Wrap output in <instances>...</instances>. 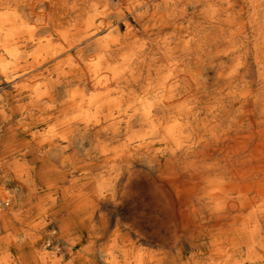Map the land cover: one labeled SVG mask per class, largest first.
Listing matches in <instances>:
<instances>
[{"label": "bare ground", "instance_id": "obj_1", "mask_svg": "<svg viewBox=\"0 0 264 264\" xmlns=\"http://www.w3.org/2000/svg\"><path fill=\"white\" fill-rule=\"evenodd\" d=\"M202 1L0 0V264H260L264 198L182 259L112 223L135 177L163 202L172 244L196 173L231 210L264 196V12L214 0L198 25ZM25 89L38 140L13 117Z\"/></svg>", "mask_w": 264, "mask_h": 264}, {"label": "rangeland", "instance_id": "obj_2", "mask_svg": "<svg viewBox=\"0 0 264 264\" xmlns=\"http://www.w3.org/2000/svg\"><path fill=\"white\" fill-rule=\"evenodd\" d=\"M30 61V59H29ZM37 82L32 86L34 88V92L36 91L35 87ZM7 89L6 86L0 88V92ZM28 90H23L12 97V99L16 100L18 104L16 111L14 112V119L18 120L19 125V136L21 140H25L29 137H32L34 140L40 139L42 133L45 128H42L38 125L36 116L38 115L37 107L34 108L31 106H24L23 104L27 102L26 95ZM6 108V106H4ZM27 137H26V136ZM264 153V149L262 150ZM138 166H134V169ZM261 177V174L258 175V178ZM142 177H135L128 189V192L123 196H119V204L115 207H110V213L112 214V223L114 222L115 217H119L124 224L130 225L133 229H138L140 233L146 238H150V240L154 243L156 242H165L162 241V235L168 233V218L166 215V209L164 207L163 202L157 195V193L149 186L147 181H141ZM138 182V183H137ZM134 191V192H133ZM249 196L253 198L254 203L250 204L248 207L244 209H237L235 214L245 215L253 210L257 205H259L261 200L264 198L263 195H257V191L251 190L248 192ZM196 197V196H194ZM194 199V198H193ZM192 199V203L195 201ZM194 201V202H193ZM195 204V203H194ZM192 206V205H191ZM239 208V207H238ZM68 212L67 210L63 211V213ZM234 214V215H235ZM138 218H137V217ZM56 226V225H55ZM54 228L58 233L57 226ZM213 237H215V233H213ZM158 236V237H157ZM57 239V235L55 236ZM59 240V239H58ZM55 244H58L54 239ZM171 243L172 241H166ZM55 244H50L48 247H52ZM59 245V244H58ZM61 247V245H60ZM224 254H229V249H224ZM222 252V253H223ZM77 253H73L76 255ZM216 258L221 256L214 252ZM215 260V258L213 257ZM260 264H264V257L261 258Z\"/></svg>", "mask_w": 264, "mask_h": 264}, {"label": "crops", "instance_id": "obj_3", "mask_svg": "<svg viewBox=\"0 0 264 264\" xmlns=\"http://www.w3.org/2000/svg\"><path fill=\"white\" fill-rule=\"evenodd\" d=\"M222 5L223 3L221 1L215 2L214 0H203L202 2L198 3L196 7L198 25L204 24V19L201 16V11L204 10V8L210 10L211 8L222 7ZM241 7L242 8H240V11L242 13H246L248 11V5L246 2L243 3ZM263 12L264 0H259L258 22L261 21ZM207 23L209 25V21ZM220 154L221 153L210 151L205 154V159L207 162H211L214 160V158L220 156ZM211 177L212 174L210 172L196 173L194 176H192V189L194 190V194L191 197L186 210H183L184 212L190 214L193 220L189 224L184 226L182 225L179 228V240L173 244L166 241L161 242V240L160 242L154 241L153 243L150 238H146L148 241L146 243L149 247L162 251V255H166L167 259L174 257V259H177V257L182 259L183 250L189 253L199 250L206 251L210 249V243L208 239L209 236L214 235L213 233L219 234V231H216V229H223L228 222V217L234 215L237 209H239L235 208L231 210L228 208V206H225L224 202L222 201L223 191L220 192L219 190L214 189L212 185L207 182V180H209ZM230 194L235 195L233 192ZM181 197H185L184 190L181 192ZM192 199L195 201H193L195 204L192 203ZM214 208L217 209V212L221 215L220 218L211 216ZM221 244L224 243H219V245Z\"/></svg>", "mask_w": 264, "mask_h": 264}]
</instances>
